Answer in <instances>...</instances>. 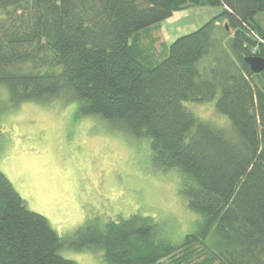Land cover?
Segmentation results:
<instances>
[{
    "label": "trees",
    "instance_id": "trees-1",
    "mask_svg": "<svg viewBox=\"0 0 264 264\" xmlns=\"http://www.w3.org/2000/svg\"><path fill=\"white\" fill-rule=\"evenodd\" d=\"M193 7L221 12L153 62L140 31ZM261 13L264 0H0V92L11 104L64 94L83 115L149 137L154 164L185 176L188 207L204 216L181 245L157 241L137 215L64 241L0 172V264H77L60 250L90 245L108 264H264V71L245 63L264 59ZM214 99L240 143L184 105Z\"/></svg>",
    "mask_w": 264,
    "mask_h": 264
},
{
    "label": "rangeland",
    "instance_id": "rangeland-1",
    "mask_svg": "<svg viewBox=\"0 0 264 264\" xmlns=\"http://www.w3.org/2000/svg\"><path fill=\"white\" fill-rule=\"evenodd\" d=\"M201 9L175 12L140 31V44L153 62L167 56L170 38L173 42L191 33L185 29L187 24L206 20L212 9L221 12L210 7L202 18L196 14ZM255 25L264 33V13L255 16ZM216 102L184 105L240 143L232 122L217 111ZM0 172L28 209L44 216L64 241L87 225L105 229L136 215L152 219L157 241L174 245H181L203 226V214L188 207L185 176L154 164L149 137L135 138L99 115H83L80 102L64 94L12 105L6 93L0 92ZM216 239L212 231L208 243ZM105 252L101 245L65 246L60 255L77 264H108Z\"/></svg>",
    "mask_w": 264,
    "mask_h": 264
},
{
    "label": "crops",
    "instance_id": "crops-1",
    "mask_svg": "<svg viewBox=\"0 0 264 264\" xmlns=\"http://www.w3.org/2000/svg\"><path fill=\"white\" fill-rule=\"evenodd\" d=\"M209 8L210 7H204V9H201V10H199V11H197V16H200V17H206V15L208 14V11H204V10H209ZM213 8V7H212ZM212 10H214V11H212V13H210V16H209V18H210V20L212 19V18H214L216 15H218L219 13L217 12V11H215V9H212ZM191 10H188L187 12H190ZM175 14V13H174ZM209 18H207V19H209ZM207 19L206 20H202V21H193V22H191L190 24H187L186 25V27H185V29L187 30V31H190V32H193V31H196V30H198L200 27H202L203 25H205L207 22H205V21H207ZM209 20V21H210ZM191 26V27H190ZM179 29H181L180 27H179ZM192 29H194V30H192ZM169 32L170 31H167L166 32V35H167V38H168V36H169ZM181 33H183V32H181ZM186 33H189V32H186ZM183 35V34H182ZM176 37H179V36H176ZM176 39V38H175ZM174 42V41H173ZM173 42H171V38H170V43L172 44ZM170 44V45H171Z\"/></svg>",
    "mask_w": 264,
    "mask_h": 264
},
{
    "label": "water",
    "instance_id": "water-1",
    "mask_svg": "<svg viewBox=\"0 0 264 264\" xmlns=\"http://www.w3.org/2000/svg\"><path fill=\"white\" fill-rule=\"evenodd\" d=\"M245 63L255 74H259L264 71V59L261 57H247L245 59Z\"/></svg>",
    "mask_w": 264,
    "mask_h": 264
},
{
    "label": "built area",
    "instance_id": "built-area-1",
    "mask_svg": "<svg viewBox=\"0 0 264 264\" xmlns=\"http://www.w3.org/2000/svg\"><path fill=\"white\" fill-rule=\"evenodd\" d=\"M260 42H264V41H262L261 39H259V38H257Z\"/></svg>",
    "mask_w": 264,
    "mask_h": 264
}]
</instances>
